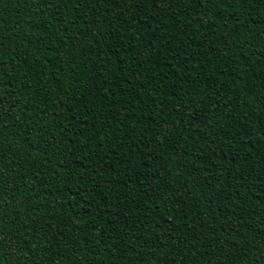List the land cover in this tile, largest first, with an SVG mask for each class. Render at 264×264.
<instances>
[{"label": "trees", "instance_id": "trees-1", "mask_svg": "<svg viewBox=\"0 0 264 264\" xmlns=\"http://www.w3.org/2000/svg\"><path fill=\"white\" fill-rule=\"evenodd\" d=\"M0 264H264V0H0Z\"/></svg>", "mask_w": 264, "mask_h": 264}]
</instances>
